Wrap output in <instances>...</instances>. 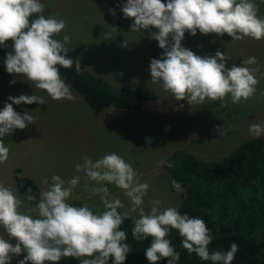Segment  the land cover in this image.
Listing matches in <instances>:
<instances>
[{
    "label": "clouds",
    "instance_id": "clouds-1",
    "mask_svg": "<svg viewBox=\"0 0 264 264\" xmlns=\"http://www.w3.org/2000/svg\"><path fill=\"white\" fill-rule=\"evenodd\" d=\"M109 11L115 15L114 9ZM121 11L134 20L130 26L133 31L157 29L150 35L163 52L160 59L150 61L151 80L162 82V88L175 99L202 104L206 99L223 101L230 94L232 103L238 104L255 94L259 83L255 74L260 69L249 66L257 65L256 57L226 68L228 56L224 52L217 50L214 56L201 57L181 44L185 32L196 35L197 30L205 35L227 33L234 41L245 37L264 39V18L258 15L254 0H127ZM44 13L41 0H0V46L12 42L4 59L5 69L9 74L25 76L53 100H73L71 86L61 77L60 67L72 68L75 62L79 71L80 64L67 57L70 37L65 35L63 41L54 38L66 27V21ZM8 100L11 103H5L0 110V164L8 160L10 151L2 138L34 121L28 112H17L13 104L46 103L34 94L9 96ZM248 130L256 138L264 136V121L250 123ZM82 159V164L75 165L76 171H82L86 180L97 185L90 188L89 199L100 195L105 208L102 212H93L85 204H70L80 176L65 181L53 174L51 183L45 179L47 188L40 191L35 207L27 212L20 211L23 201L16 191L0 183V227L16 241L13 245L0 235V264H8L21 252L26 255L18 264H45L67 257L79 258L80 264H108L110 256L112 264H123L132 249L120 226L129 218L133 220L131 232L136 241L152 237L144 253L149 264L161 259H166L167 264H178L180 253L167 238L170 229L178 230L182 247L201 260L232 264L238 244L231 243L227 251L210 252L213 235L204 220L181 214L176 207L161 209L159 199L151 200L150 210L145 211L144 197L149 185L140 181L137 171L121 156L108 153L95 161L90 157ZM159 163L174 166V162ZM105 182L121 189L128 204L113 197ZM171 184L177 191L182 190L176 180ZM85 189H89L87 183ZM26 199L37 200L31 188L27 189Z\"/></svg>",
    "mask_w": 264,
    "mask_h": 264
},
{
    "label": "rangeland",
    "instance_id": "rangeland-1",
    "mask_svg": "<svg viewBox=\"0 0 264 264\" xmlns=\"http://www.w3.org/2000/svg\"><path fill=\"white\" fill-rule=\"evenodd\" d=\"M56 1L60 0H41L45 8H51V2H55L56 10L67 6L73 12L61 9L58 14L49 15L61 16L66 21V27L54 38L63 41V37L68 35V49L81 47L76 56L80 67L101 78L110 87L139 88L149 100L135 110L109 107L119 111L110 120L103 118L110 116L106 114L105 107L97 113L105 121L100 124L98 115L73 89V94L83 100L85 110L77 103V97L71 101L53 100L46 96V91L33 88L35 83L20 75L18 79H12L13 74L0 76V110L5 103H11L9 96L34 94L46 101L45 104H13L17 112H28L34 121L23 130L15 129L2 138L10 151L8 160L0 164V183L12 187L17 193L14 179L17 174L37 185L41 184V191L47 188L43 181L48 179L51 183L53 174L60 175L65 181L80 176L70 204L76 207L85 204L99 213L105 210L100 195H91L89 199L90 188L97 185L86 180L82 171L77 172L75 165L82 164L83 157L95 161L105 154L116 153L132 165L141 182L149 185L144 197L145 211L150 210L153 199L161 201V209L177 208L181 190L169 188L170 178L160 161L178 150L186 151L203 162L218 161L239 143L254 137L249 133V124L264 121V39L257 41L245 37L234 41L227 33L205 35L197 30L196 35H191L185 32L181 44L196 55L214 56L217 50L224 52L228 56L226 68L240 66L243 59L254 56L258 63L249 67L258 66L260 69L255 74L259 81L256 92L246 101L233 104L229 94L223 101L206 99L202 104H189L187 100H177L166 92L162 82L151 80L150 61L160 59L163 52L158 41L150 35L157 29L126 32L117 27L115 16L127 0H66L60 5ZM254 2L258 5V15L264 18V0ZM109 9H114L115 15ZM86 112L95 119L93 122L87 116L85 120ZM116 116L118 119H113ZM260 138L264 140V136ZM85 183L89 189H85ZM106 186L113 197L128 204L121 189L114 184L106 183ZM36 203H22L20 211L27 212ZM0 235L15 245V238H9L2 227ZM24 255L26 253L21 252L8 264H18ZM45 264H80V259L67 257L58 262L46 261Z\"/></svg>",
    "mask_w": 264,
    "mask_h": 264
},
{
    "label": "trees",
    "instance_id": "trees-1",
    "mask_svg": "<svg viewBox=\"0 0 264 264\" xmlns=\"http://www.w3.org/2000/svg\"><path fill=\"white\" fill-rule=\"evenodd\" d=\"M115 23L122 31H133L130 26L134 20L126 18L121 9L115 16ZM6 44V47L0 46V76L9 75L4 59L6 53L11 51L12 42L9 40ZM80 50V46L70 48L67 57L77 61ZM60 74L94 114L105 107L134 110L149 100L148 95L139 88H113L82 67L77 71L75 62L72 68L60 67ZM163 161L174 162L173 167H168L167 163L161 165L169 175V188L174 189L172 180L182 186L178 211L204 220L210 229L213 240L208 246L209 251H227L235 242L239 251L232 264H264V140L249 138L218 161L203 162L182 150L170 153ZM14 179L23 203L35 204L40 193L36 184L17 174ZM28 188L32 189L37 200L27 201ZM133 226L130 218L120 226V230L126 232V243L132 249L126 254L123 264H149L144 253L152 237L136 241L131 232ZM167 238L180 253L178 264H212L184 249L178 230L170 229ZM112 259L110 256L108 264H112ZM156 264H167V260H158Z\"/></svg>",
    "mask_w": 264,
    "mask_h": 264
},
{
    "label": "crops",
    "instance_id": "crops-1",
    "mask_svg": "<svg viewBox=\"0 0 264 264\" xmlns=\"http://www.w3.org/2000/svg\"><path fill=\"white\" fill-rule=\"evenodd\" d=\"M47 0H44V2H46ZM66 0H60V1H56L57 2V4H64V2H65ZM53 5L51 6V8H45V10H46V15L47 16H51V15H49V14H52V13H55V14H58L59 13V10H61V9H64V10H67V11H69L70 13H73V12H71L68 8H67V6L66 7H63V8H61V9H59V10H56V6H55V2H51ZM58 6V5H57ZM61 12V11H60ZM55 17H57L58 19H61V16H55ZM9 75H11V74H9ZM14 76L12 77V79H18L19 77H18V74H13ZM5 76H8V75H5ZM22 78H24V79H26L27 80V78L25 77V76H23V75H20ZM62 77V76H61ZM63 78V77H62ZM64 79V78H63ZM65 80V79H64ZM66 81V80H65ZM67 82V81H66ZM68 83V82H67ZM69 84V83H68ZM33 88H36V85L35 86H32ZM71 89H73L72 87H71ZM34 90V89H33ZM38 90V89H37ZM74 90V89H73ZM75 91V90H74ZM76 92V91H75ZM77 93V92H76ZM74 95V97L76 98L77 96H76V94L74 93L73 94ZM79 95V94H78ZM46 96H49L48 94L46 95ZM78 98V97H77ZM50 99H51V97H50ZM79 100L77 101V103L82 107V109L83 110H85V104H84V102H83V100H80V98H78ZM74 100V99H73ZM51 101V100H50ZM69 101H71V100H69ZM74 102V101H73ZM112 109V110H111ZM135 110V109H134ZM105 112H106V114H109L110 116H104L103 118H105V119H107V120H110L111 118H112V116L114 115V114H116V113H118L119 111H117V110H115V109H113V108H109V107H107V110H105ZM87 113V112H86ZM96 115V114H95ZM98 115V122L100 123V124H103V119H100L99 118V114H97ZM127 115V114H126ZM86 116H87V119H92V121L91 122H93V120H95L94 118H92V116L90 115V114H85V120H86ZM118 116L120 117V114H118ZM113 119H118L117 118V116H116V118H113ZM90 122V121H89ZM105 122V121H104ZM133 123H135V121H132ZM118 124V123H117ZM124 128H126L124 125H122ZM33 182V181H32ZM34 183V182H33ZM34 184H36V183H34ZM36 186L39 188V192H40V188H41V184L40 185H37L36 184Z\"/></svg>",
    "mask_w": 264,
    "mask_h": 264
}]
</instances>
